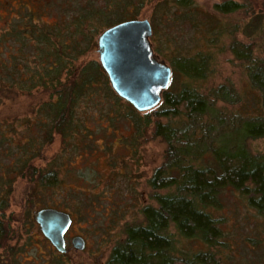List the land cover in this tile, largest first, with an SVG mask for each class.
Segmentation results:
<instances>
[{
  "label": "trees",
  "instance_id": "obj_1",
  "mask_svg": "<svg viewBox=\"0 0 264 264\" xmlns=\"http://www.w3.org/2000/svg\"><path fill=\"white\" fill-rule=\"evenodd\" d=\"M55 1L43 4L41 0H0V103L38 87L49 92L50 98L40 102L34 113V123L44 132L42 142L50 139L53 132L64 137L78 133L83 124L78 105L92 101L101 90L110 99H122L108 85L98 61L89 60L73 70L71 65L91 46L98 30L95 21L109 26L134 18L143 4V0H113L110 4L107 0L106 7H128L112 20L97 0H88L89 7L79 10H69L68 4L62 9L61 4L70 0H58L61 13L55 18L44 17L39 9L48 10ZM162 7L178 8L183 16H198L193 0H164ZM242 7L235 0L213 5L215 13L221 15L243 10ZM254 19L248 22L250 28L245 32L250 38L262 32L257 25L262 18ZM206 27L212 28L210 24ZM224 27L225 24L218 25V29ZM239 29L236 24L235 33ZM227 32L234 34V30ZM253 42L243 44L233 39L227 49L244 65L250 87L257 90L259 105L264 108V59L254 54ZM171 56L174 74L184 78L202 77L210 66L206 56L192 57L179 51ZM65 70L71 76L61 81ZM219 99L227 106L216 108ZM234 104L237 107L230 109ZM126 107L125 116L133 132L129 142L124 139L125 143L133 147L139 138L159 137L166 147L161 163L146 180L156 204L147 203L138 209L141 221L123 223L124 236L116 240L103 264H221L214 250L223 236L221 219L214 214L222 206L221 192L239 190L250 207L264 214V152H253L248 146L249 140L264 137V114L250 111L239 98L235 100L230 83L219 84L207 94L185 83L178 88L171 85L163 91L162 101L144 115L131 104ZM15 144L22 149L15 161L20 171L24 169L38 187L59 184L56 166L37 168L29 162L37 152L35 138ZM6 204L0 197L1 210ZM45 206L59 208L57 204ZM170 226L181 239L198 240L202 247H180ZM8 233L9 227L0 219V246Z\"/></svg>",
  "mask_w": 264,
  "mask_h": 264
},
{
  "label": "rangeland",
  "instance_id": "obj_2",
  "mask_svg": "<svg viewBox=\"0 0 264 264\" xmlns=\"http://www.w3.org/2000/svg\"><path fill=\"white\" fill-rule=\"evenodd\" d=\"M41 1L44 4L48 0ZM106 1L97 0L112 20L118 12L128 9L116 5L106 7ZM220 1L193 0L198 17L195 13L180 15L178 8H164V0H143L134 18H147L151 23L150 42L154 55L171 67L167 88L171 85L178 88L185 83L207 94L219 84L230 83L235 100L239 98L250 111L264 114L258 92L250 87L244 65L227 49L233 39L243 44L253 39L254 54L264 59V0H235L243 4V10L222 15L213 9ZM111 2L113 0L107 4ZM60 4L56 0L48 10L41 8L39 11L46 18H55L66 4L69 10L89 7L88 0H70L61 4V8ZM37 5L40 7L39 1ZM255 16L262 18L257 24L262 32L259 37L250 38L245 32L250 28L248 22ZM94 17L101 19V16ZM199 20L200 25H196ZM253 21L256 24V20ZM95 24L98 30L93 32L91 46L73 61L71 70L89 60L99 62L97 37L107 25L103 21H95ZM207 24L212 28H207ZM224 24V29H218V25L223 27ZM236 24L240 29L235 33ZM227 29L234 30V34L230 35ZM178 51L192 57L206 56L210 65L207 73L198 78L174 74L170 56ZM69 76L70 72L65 70L60 79L65 81ZM107 81L110 86L108 77ZM49 98V92L38 87L0 103V197L7 202L4 210L0 209V219L9 227V236L0 246V264H103L113 244L124 236L123 223L141 221L138 209L147 203L156 204L146 180L161 163L166 146L159 137L139 138L133 147L127 145L125 142H129L133 132L125 116L126 105L130 103L124 99H110L104 90L95 94L92 101H81L78 105V115L83 120L78 133L64 137L53 132L50 139L42 142L44 132L34 123V113L38 104ZM217 101L216 108L227 106L225 101ZM236 107L235 104L229 106L230 109ZM134 110L140 115L146 112ZM31 138L36 139L37 152L29 162L37 168L56 166L60 173L58 185L38 187L24 169L20 171L16 166V157L22 149L15 142ZM248 146L253 152H264V137L249 140ZM220 197L222 206L214 211L223 229L222 242L214 249L220 263L264 264V214L250 207L239 190L224 189ZM46 204H57L59 209L71 214L72 223L65 235L70 248L64 254L43 235L33 217L34 211ZM169 229L178 236L180 247H202L198 240L181 239L172 226ZM74 235L85 239L83 249L72 247L70 239Z\"/></svg>",
  "mask_w": 264,
  "mask_h": 264
},
{
  "label": "water",
  "instance_id": "obj_3",
  "mask_svg": "<svg viewBox=\"0 0 264 264\" xmlns=\"http://www.w3.org/2000/svg\"><path fill=\"white\" fill-rule=\"evenodd\" d=\"M151 35L147 18H128L107 26L97 37L98 60L110 86L138 111L155 108L171 78V67L154 55ZM33 217L57 251L69 249L65 239L72 223L69 211L44 206L36 209ZM70 243L74 249H82L85 239L74 235Z\"/></svg>",
  "mask_w": 264,
  "mask_h": 264
},
{
  "label": "flooded vegetation",
  "instance_id": "obj_4",
  "mask_svg": "<svg viewBox=\"0 0 264 264\" xmlns=\"http://www.w3.org/2000/svg\"><path fill=\"white\" fill-rule=\"evenodd\" d=\"M68 230H69V229H68ZM68 230H67V232H68ZM67 232H66V233H67ZM65 235H66V234H65ZM66 245H67V244H66ZM67 247H68V246H67ZM84 247H85V246H84ZM69 248H70V247H69ZM82 249H83V248H82ZM68 250H69V249H68ZM68 250H67V251H68ZM78 250H79V249H78ZM67 251H65V252H67ZM58 252H59V251H58ZM65 252H59V253H65Z\"/></svg>",
  "mask_w": 264,
  "mask_h": 264
}]
</instances>
